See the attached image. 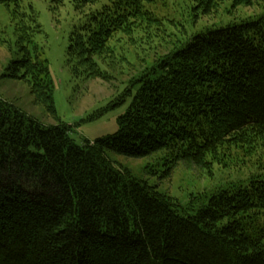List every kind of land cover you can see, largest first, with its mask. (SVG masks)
Masks as SVG:
<instances>
[{
    "label": "trees",
    "instance_id": "16d2710c",
    "mask_svg": "<svg viewBox=\"0 0 264 264\" xmlns=\"http://www.w3.org/2000/svg\"><path fill=\"white\" fill-rule=\"evenodd\" d=\"M73 1L94 5L66 48L68 64L89 78L112 77L100 58L114 54L117 34L172 36L147 7L151 0ZM225 1L191 0L194 18L216 14ZM254 3L264 8V0H233ZM0 5L16 21L19 57L6 72L53 116L47 67L29 49L31 1ZM171 40L154 66L138 70L117 99L84 119L131 97L118 129L93 142L78 145L66 124H43L0 97V264H264V178L213 190L182 214L177 200L108 157L163 150L210 169L264 147V9Z\"/></svg>",
    "mask_w": 264,
    "mask_h": 264
},
{
    "label": "rangeland",
    "instance_id": "374dc122",
    "mask_svg": "<svg viewBox=\"0 0 264 264\" xmlns=\"http://www.w3.org/2000/svg\"><path fill=\"white\" fill-rule=\"evenodd\" d=\"M30 1L32 11H28L33 13L35 20L31 23L33 31L29 49L34 55L38 53L47 67L56 114L52 116L44 110L26 82L11 78L6 72L9 62L19 55L15 44L16 21L3 5H0V97L43 124H66L70 137L78 145H83L85 140L93 142L118 129V117L126 111L130 96L125 97L123 104L97 118L84 119L117 99L128 87L126 82L138 70L154 66V61L172 47L171 39L185 40L202 32L206 26L253 17L264 9L256 3L234 5L233 0H226L216 14L194 18L191 0L146 1L147 7L162 18L171 38L150 30L148 35L137 31L130 36L117 34L111 42L114 54L100 58L104 64L102 67L112 74L109 80H102L77 71L68 64L66 54L72 29L87 20L94 5L77 8L73 0H64L58 6L51 0ZM136 87L130 89L135 92ZM108 157L128 168L135 177L148 181L177 200L182 205V214L194 212L205 203V195L213 190L246 186L255 177L264 178V147L251 152L240 150L221 163L214 161L210 169L196 167L182 159L173 160L163 150L143 157L108 152Z\"/></svg>",
    "mask_w": 264,
    "mask_h": 264
}]
</instances>
